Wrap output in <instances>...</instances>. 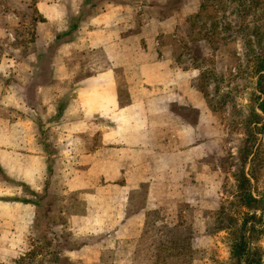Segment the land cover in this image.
Wrapping results in <instances>:
<instances>
[{
    "label": "crops",
    "instance_id": "crops-1",
    "mask_svg": "<svg viewBox=\"0 0 264 264\" xmlns=\"http://www.w3.org/2000/svg\"><path fill=\"white\" fill-rule=\"evenodd\" d=\"M192 3L37 0V34L52 48L0 63V264L51 191L82 203L59 215L93 262L122 249L120 234L201 200L214 127L199 72L175 49Z\"/></svg>",
    "mask_w": 264,
    "mask_h": 264
},
{
    "label": "rangeland",
    "instance_id": "rangeland-1",
    "mask_svg": "<svg viewBox=\"0 0 264 264\" xmlns=\"http://www.w3.org/2000/svg\"><path fill=\"white\" fill-rule=\"evenodd\" d=\"M194 1L175 49L183 50L179 65L198 70L194 85L204 95L206 119L214 127L207 133L201 200L181 204L178 219L152 216L130 240L120 234L122 249L114 254L104 250L102 259L93 262L90 251L80 247L86 240L73 238L67 218L59 215L65 206L66 213L83 212L82 203L51 191L38 202L24 246L2 264H231L224 229L226 218L239 225L246 211L239 205L242 175L250 183L246 189L259 200L255 245L264 250V117L260 124L253 118V112L260 115L255 108L257 69L264 60V0ZM36 2L0 0V63L52 48L49 37L43 41L37 34Z\"/></svg>",
    "mask_w": 264,
    "mask_h": 264
},
{
    "label": "trees",
    "instance_id": "trees-1",
    "mask_svg": "<svg viewBox=\"0 0 264 264\" xmlns=\"http://www.w3.org/2000/svg\"><path fill=\"white\" fill-rule=\"evenodd\" d=\"M257 99L256 108L257 114L253 112L254 123L260 124L261 117H264V60L261 59L260 67L257 69ZM247 158V157H245ZM245 159V163H246ZM239 190V205L246 211L242 214V219L239 225L234 223L232 219L226 218V231L229 237V256L231 264H262L264 250L260 246H256L255 239L258 238L257 233L259 219L257 220L255 211L258 210L259 200L255 199L252 194L246 189L250 186L249 180L243 175L240 177ZM230 229V230H228Z\"/></svg>",
    "mask_w": 264,
    "mask_h": 264
}]
</instances>
